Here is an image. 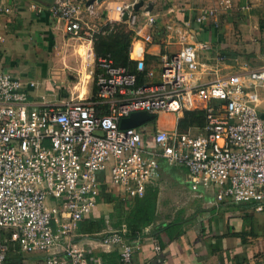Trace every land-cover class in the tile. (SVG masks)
Listing matches in <instances>:
<instances>
[{"label":"built area","instance_id":"1","mask_svg":"<svg viewBox=\"0 0 264 264\" xmlns=\"http://www.w3.org/2000/svg\"><path fill=\"white\" fill-rule=\"evenodd\" d=\"M139 1L114 8L120 17L127 12L134 34L128 57L136 73L115 67L109 55L96 57L92 46L85 53L95 100H31L36 84L0 68V233L8 235L0 237V264L10 244L40 256L35 264H87L86 250L74 238L98 205L100 174L107 188L142 198L158 178L160 162L174 164L184 167L191 189H213L216 203L264 210V118L258 109L264 66L223 74L221 54L210 64L199 60L198 52L211 48L202 42L183 44L171 57L163 55L159 68H148L157 18L144 7L134 11ZM49 12L65 23L69 37L92 45L94 30L82 16H93L87 0L58 1ZM205 20L200 15L195 22ZM138 74L145 79L140 84ZM185 112H202L203 125L194 132L178 129ZM135 113L174 115V126L160 130L146 122L121 129L120 122ZM126 232L125 225L107 232L100 247L117 246L119 264H135L140 239L128 241ZM154 250L160 251L157 243Z\"/></svg>","mask_w":264,"mask_h":264},{"label":"crops","instance_id":"2","mask_svg":"<svg viewBox=\"0 0 264 264\" xmlns=\"http://www.w3.org/2000/svg\"><path fill=\"white\" fill-rule=\"evenodd\" d=\"M58 1L62 0H0V9L8 10L0 11V68L36 84L29 91L31 100L44 98L49 103L62 104L69 99L65 91L58 95L59 90L62 86L71 87L63 80L64 71L72 66L73 59L77 60V54L74 58L72 49L67 53L71 37L65 23L49 12ZM131 1L93 0V16L82 14L83 19L92 29L108 22L125 24L114 8ZM150 2V13L157 18L153 45L145 57L151 68H159L160 58L176 54L183 44L202 42L211 48L199 51V60L210 64L221 54L223 74L264 66V0H145V6ZM200 15H206V20L198 24L195 19ZM84 42L88 48L92 46ZM258 109L264 118V86L259 89ZM158 119L154 128L171 129L159 124ZM147 123L151 125V121ZM159 166V176L144 196L149 197L162 175L179 173L186 185L173 188L170 195L179 206L173 208L169 219L161 220L156 217L158 213L153 215L151 211L154 222L140 226V242L133 255L135 264H264V210L256 211L255 205L249 203H216L213 189H191L184 167L177 165L178 169H172L164 162ZM99 178L98 205L78 224L74 241L86 250L87 264H119V248L103 249L100 242L107 232L126 226L124 220H128L135 201L141 198H127L119 190L107 188L101 174ZM174 222L181 224L183 230L179 238L153 236L155 225L164 227ZM155 243L159 252L154 250Z\"/></svg>","mask_w":264,"mask_h":264},{"label":"trees","instance_id":"3","mask_svg":"<svg viewBox=\"0 0 264 264\" xmlns=\"http://www.w3.org/2000/svg\"><path fill=\"white\" fill-rule=\"evenodd\" d=\"M107 24V23H106ZM134 37L132 31H128V33H106L105 36L97 35L96 40L93 41L94 44V55L96 57H103L105 55H109L112 59L113 65L115 67H125L128 68L131 73H136L135 63L129 60L128 57V49L130 47L131 41ZM146 65L148 68H151L150 63L146 61ZM142 74L137 75V84L144 82ZM95 86L93 84V98L95 100ZM157 118L153 119V123L155 124ZM204 121L202 112H185L183 117L178 122V128H183L184 125H196L202 126ZM185 129V128H183ZM154 195L150 193L149 197L144 196L141 199L135 201L133 210L130 213V217L128 220L124 222L126 223L127 232L126 239L128 241H132L138 237L137 232L140 231V226L143 224H152L154 222V218L151 217L150 212H153L155 207ZM253 204V203H249ZM254 205V204H253ZM183 233L181 228V224L174 222L171 224H167L164 227L161 225H155L153 228V236L157 239H160L162 234L168 236L169 240H174L179 238ZM0 237L2 239H6L8 237L7 234L3 232L0 233ZM16 247L15 250H9L5 259L4 264H23L24 254H22L15 244H10ZM40 256L38 255H30L29 259L33 262H37L40 260ZM29 260V261H30ZM31 262V261H30Z\"/></svg>","mask_w":264,"mask_h":264},{"label":"rangeland","instance_id":"4","mask_svg":"<svg viewBox=\"0 0 264 264\" xmlns=\"http://www.w3.org/2000/svg\"><path fill=\"white\" fill-rule=\"evenodd\" d=\"M93 30H94L92 37L93 49H94L93 41L96 40L95 38L97 37V35L105 36L106 33L108 34L119 33V32L128 33V31H130L126 23L117 24V23H109V22L107 24H103L100 27L96 26L93 28ZM83 41L85 40L84 39L77 40L70 38L68 45L67 46L65 45L66 47H68L67 53L69 52V49L75 50L73 57L76 58L75 55L77 54V60L73 59L72 66L64 71L65 79L63 80H65V83L71 84L70 89H68L66 86L65 87L62 86V88L58 92V95L65 91V93H67L68 99H73L74 101H79V100L82 101L93 98V80L92 77L90 76V71L92 67L85 60V55H86L85 53L88 47L86 46L87 43L85 42L83 43ZM64 48L62 49L63 51ZM158 120H159L158 122L159 124L169 129L174 126L175 116L174 115L159 116ZM152 121L151 123H153ZM198 127L200 126L187 124L183 126V128L185 129L183 128H178V129H180L181 131L191 129L194 132V130ZM171 168L178 169V167L176 168L171 167ZM180 176L181 175L179 173L176 175L172 173L165 176L162 175V177L157 181L156 183L157 185H154L151 190V194L152 196L154 195V198L156 200V207H154L153 209V215L155 213L156 214L158 213L156 217L158 216L161 220H163L162 217H164L165 219H169L172 216L171 212L173 211V208H177L179 206V203H176V201L172 198L170 194L175 186L186 185L184 180ZM10 249L15 250L16 247L13 245H9V250ZM29 257H30L29 255H25L24 259L29 261L30 260ZM29 264H35V262L34 263L29 262Z\"/></svg>","mask_w":264,"mask_h":264},{"label":"water","instance_id":"5","mask_svg":"<svg viewBox=\"0 0 264 264\" xmlns=\"http://www.w3.org/2000/svg\"><path fill=\"white\" fill-rule=\"evenodd\" d=\"M88 3L89 4L90 3H93V0H90ZM143 7H144V9L146 11H149L150 12L152 10L153 5L150 2V3H148L145 6V0H140L138 3H136L133 6V10L134 11H138L139 9H141ZM121 20L124 21V22L127 20V12H124L123 13V15L121 16ZM152 120H153V118L151 116L147 115V114H144V113H135V114H132L129 118L123 119L120 122L119 127L121 129L130 128V127H137V126H139L142 123L150 122Z\"/></svg>","mask_w":264,"mask_h":264},{"label":"bare ground","instance_id":"6","mask_svg":"<svg viewBox=\"0 0 264 264\" xmlns=\"http://www.w3.org/2000/svg\"><path fill=\"white\" fill-rule=\"evenodd\" d=\"M170 166H173V167H178L177 165H174V164H171Z\"/></svg>","mask_w":264,"mask_h":264}]
</instances>
